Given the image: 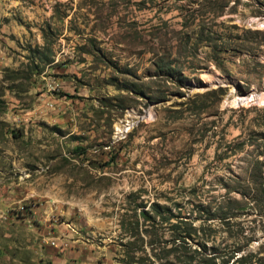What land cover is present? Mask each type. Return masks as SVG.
I'll list each match as a JSON object with an SVG mask.
<instances>
[{
	"label": "rangeland",
	"instance_id": "374dc122",
	"mask_svg": "<svg viewBox=\"0 0 264 264\" xmlns=\"http://www.w3.org/2000/svg\"><path fill=\"white\" fill-rule=\"evenodd\" d=\"M0 70L59 119L22 164L47 264L166 263L155 205L264 264V207L233 203L264 162V103L235 101L264 92V0H0ZM229 201L230 228L207 220Z\"/></svg>",
	"mask_w": 264,
	"mask_h": 264
},
{
	"label": "crops",
	"instance_id": "0c3cea01",
	"mask_svg": "<svg viewBox=\"0 0 264 264\" xmlns=\"http://www.w3.org/2000/svg\"><path fill=\"white\" fill-rule=\"evenodd\" d=\"M6 81L0 70V264H47L44 251H56H50L53 241L39 231L41 221L31 218L37 205L24 204L33 196L27 179L32 170L22 164L31 143L42 141L59 119L44 115L43 100L24 99L26 91L5 86ZM27 229L28 235H20Z\"/></svg>",
	"mask_w": 264,
	"mask_h": 264
},
{
	"label": "trees",
	"instance_id": "16d2710c",
	"mask_svg": "<svg viewBox=\"0 0 264 264\" xmlns=\"http://www.w3.org/2000/svg\"><path fill=\"white\" fill-rule=\"evenodd\" d=\"M187 10L190 11V9ZM250 166L251 175L249 179V184H247V186H245V190L242 191V196L244 197V199H236L235 201H233V203L238 204L242 208L250 207L254 209L257 207H264V162L260 160H253ZM252 182L256 185L255 190H253V188L250 186V183ZM230 203L231 202L229 201L226 203V206L221 205L220 208L218 207V211H221V213L219 214L215 212L214 214H210L207 220L220 218L223 222V225L230 228L232 225V217L239 214L236 212H232V207ZM177 207L180 208L181 206L177 204ZM202 210L209 211L206 209ZM192 211H194V209H192ZM154 212L157 215L161 216L164 222L176 220V223L172 224V228L174 231L173 239L165 241V244L162 247L164 254H155L158 260H166V263L164 264H253V258H256L255 254H245L233 261L236 256V253L242 250L241 247L232 249L228 252L225 251L221 253L219 252L218 248L208 247L206 240L201 243V249H193L192 245L189 242V238L192 234L196 235L198 230L193 226L192 221L185 220L184 218L180 217V215L175 214H169L168 216H164L163 212L158 209V205H155ZM141 216H143L148 221L152 218V216L149 215V211L145 210L141 211ZM207 229L209 233L212 232L211 226H208ZM155 235L158 236V233L156 232ZM169 244H173V247L167 249L166 247ZM207 251L210 252L208 253ZM166 252L169 253L168 256L166 255ZM171 252L172 254H175V256L173 258L168 259V257H170ZM146 259L148 260L149 258Z\"/></svg>",
	"mask_w": 264,
	"mask_h": 264
},
{
	"label": "bare ground",
	"instance_id": "6f19581e",
	"mask_svg": "<svg viewBox=\"0 0 264 264\" xmlns=\"http://www.w3.org/2000/svg\"><path fill=\"white\" fill-rule=\"evenodd\" d=\"M215 83H220L223 82V78L221 77H215V79L212 81ZM235 101H238L239 103H243V102H247V101H255L258 103H264V92H252L247 96H240L239 98H236ZM143 118H146V116H144ZM134 123H129V124H125V125H121L119 126L118 130L120 133L125 132L126 130L130 129V127L133 125Z\"/></svg>",
	"mask_w": 264,
	"mask_h": 264
},
{
	"label": "water",
	"instance_id": "95a60500",
	"mask_svg": "<svg viewBox=\"0 0 264 264\" xmlns=\"http://www.w3.org/2000/svg\"><path fill=\"white\" fill-rule=\"evenodd\" d=\"M251 93V92H250ZM250 93H246V94H244V96H246V95H248V94H250ZM144 116H148V114H144V115H140V120H145V118H143Z\"/></svg>",
	"mask_w": 264,
	"mask_h": 264
},
{
	"label": "built area",
	"instance_id": "2783aa9c",
	"mask_svg": "<svg viewBox=\"0 0 264 264\" xmlns=\"http://www.w3.org/2000/svg\"><path fill=\"white\" fill-rule=\"evenodd\" d=\"M52 244H53V245H56V242L53 241Z\"/></svg>",
	"mask_w": 264,
	"mask_h": 264
}]
</instances>
